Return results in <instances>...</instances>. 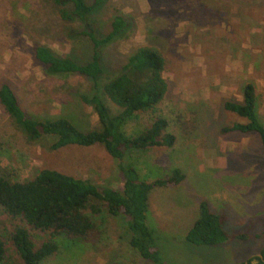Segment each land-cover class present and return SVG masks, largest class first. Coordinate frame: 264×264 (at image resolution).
Segmentation results:
<instances>
[{
  "label": "rangeland",
  "instance_id": "1",
  "mask_svg": "<svg viewBox=\"0 0 264 264\" xmlns=\"http://www.w3.org/2000/svg\"><path fill=\"white\" fill-rule=\"evenodd\" d=\"M116 15L124 16L129 27L102 52L103 80L117 75L137 48L151 47L164 60L167 84L155 109L139 113L124 131L137 135L161 117L174 145L131 150L122 161L100 145L50 150L52 137L30 140L0 106V172L24 182L49 169L121 192V163L132 164L146 182L163 180L178 169L182 182L148 195L154 209L147 210L146 224L161 264H240L259 257L264 250V148L256 133L222 130L245 123L224 104L241 103L248 83L255 86L257 115L264 125V0H104L92 13L96 32L108 34ZM81 30L79 23L61 19L51 0H0V85L11 87L27 117H65L83 132L100 128L92 107L78 98L89 93L90 81L75 75L49 77L34 57L42 45L86 63L92 44ZM106 103L113 114L118 112ZM201 201L213 213L226 214L228 234L242 233L247 239L214 247L187 243ZM85 213L95 225L87 241L58 236L56 252L40 264H154L130 247L124 216H110L104 208L100 215ZM15 227L25 225L0 207V233L6 241L1 264H23L8 240ZM47 237L31 233L36 247Z\"/></svg>",
  "mask_w": 264,
  "mask_h": 264
},
{
  "label": "trees",
  "instance_id": "2",
  "mask_svg": "<svg viewBox=\"0 0 264 264\" xmlns=\"http://www.w3.org/2000/svg\"><path fill=\"white\" fill-rule=\"evenodd\" d=\"M51 2L58 8L62 20L80 24V35L91 42L92 54L89 61L80 64L39 45L35 48L34 57L49 77L75 75L90 81L89 93H81L78 98L92 107L100 128L83 132L65 117L42 120L27 117L11 87L3 83L0 85V106L14 125L32 141L52 137L54 142L50 150L100 145L112 159L118 161H122L126 152L131 150L171 148L175 138L167 132L168 123L161 117L154 119L137 135L128 136L124 131L127 123L139 113L155 109L167 92L161 54L151 47H139L127 58L117 75L103 80L102 52L122 38L129 22L124 16L116 15L111 22V31L100 35L93 26L92 13L104 0H93L90 5L85 0ZM106 100L118 108L116 114L112 113ZM224 109L244 119L245 123L224 128L223 133H256L264 148V125L257 115L256 90L252 83L244 86L241 103L226 102ZM118 169L124 180L121 192L110 188L99 189L88 181L49 169L38 171L31 180L24 182L13 181L0 172V207L9 217L19 219L25 225L13 228L8 236L22 263L40 264L54 255L58 236L87 241L95 225L85 212L100 215L104 208L110 216L122 215L127 219L129 245L141 258L161 264L160 256L152 250L153 233L146 224L148 195L154 188H175L185 177L180 170L174 169L163 180L146 182L130 163H121ZM198 209L199 217L185 235L187 243L214 247L229 240L247 239L245 234L230 235L225 231V213H213L205 201L199 203ZM31 233L46 234L48 237L36 247ZM261 255V258L240 264H264V250ZM5 256L6 241L0 233V264Z\"/></svg>",
  "mask_w": 264,
  "mask_h": 264
},
{
  "label": "crops",
  "instance_id": "3",
  "mask_svg": "<svg viewBox=\"0 0 264 264\" xmlns=\"http://www.w3.org/2000/svg\"><path fill=\"white\" fill-rule=\"evenodd\" d=\"M153 205L151 204V205H149V198H148V209L149 210H153L154 209V207H152ZM153 208V209H152Z\"/></svg>",
  "mask_w": 264,
  "mask_h": 264
},
{
  "label": "water",
  "instance_id": "4",
  "mask_svg": "<svg viewBox=\"0 0 264 264\" xmlns=\"http://www.w3.org/2000/svg\"><path fill=\"white\" fill-rule=\"evenodd\" d=\"M259 257H261V255H259Z\"/></svg>",
  "mask_w": 264,
  "mask_h": 264
}]
</instances>
